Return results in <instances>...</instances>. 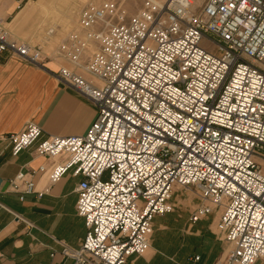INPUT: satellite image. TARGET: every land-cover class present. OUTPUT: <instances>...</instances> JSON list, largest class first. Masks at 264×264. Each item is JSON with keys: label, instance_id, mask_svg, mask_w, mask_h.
<instances>
[{"label": "built area", "instance_id": "obj_1", "mask_svg": "<svg viewBox=\"0 0 264 264\" xmlns=\"http://www.w3.org/2000/svg\"><path fill=\"white\" fill-rule=\"evenodd\" d=\"M196 1L144 0L129 18L121 3L89 2L52 56L0 23V54L68 61L57 78L96 109L84 135H44L28 122L7 136L13 156L35 146L52 161L38 168L50 183L82 177L76 212L86 233L61 250L71 264H135L153 219L173 211L176 187L200 200L190 223L219 210L230 246L219 264L264 262V0ZM19 183L35 192L25 174L10 188Z\"/></svg>", "mask_w": 264, "mask_h": 264}, {"label": "crops", "instance_id": "obj_2", "mask_svg": "<svg viewBox=\"0 0 264 264\" xmlns=\"http://www.w3.org/2000/svg\"><path fill=\"white\" fill-rule=\"evenodd\" d=\"M46 0H29L18 7L14 0H0V23L12 39L26 42L35 36L43 21ZM70 30L53 48H43L52 56ZM53 33L50 31L48 34ZM92 51H88L84 59ZM72 68L61 58H50L34 65L8 53L0 54V264H71L61 254L63 247L77 249L84 239V221L77 215L76 188L81 176L69 171L59 181L50 183L46 174L52 161L38 156L35 146L11 154L7 136L22 130L28 123L38 125L44 135L60 137L84 135L96 117L93 104L61 82L59 68ZM59 162V161H58ZM18 173L31 180L35 192L24 193L10 188ZM37 192L41 196H37ZM175 209L152 222L148 251L135 264H219L230 248L218 237V214L212 211L195 223L189 219L200 204L192 188H175L171 197ZM199 257L198 261H194ZM255 264H264L258 260Z\"/></svg>", "mask_w": 264, "mask_h": 264}, {"label": "rangeland", "instance_id": "obj_3", "mask_svg": "<svg viewBox=\"0 0 264 264\" xmlns=\"http://www.w3.org/2000/svg\"><path fill=\"white\" fill-rule=\"evenodd\" d=\"M103 1H115L121 3L123 9L126 12L127 18L136 14L142 7L144 0H46L44 9L45 17L41 27L35 32V36L30 40L31 44L40 45L43 48H53L58 45L60 40L76 26V21L80 9L87 3H100ZM203 0H197L196 4L200 5ZM49 31L53 33L48 34ZM11 37V36H10ZM12 38V37H11ZM203 46L208 47L206 42H203ZM179 188V187H176ZM173 205V210L175 205ZM219 215V210H214ZM218 237L221 234L217 231Z\"/></svg>", "mask_w": 264, "mask_h": 264}, {"label": "bare ground", "instance_id": "obj_4", "mask_svg": "<svg viewBox=\"0 0 264 264\" xmlns=\"http://www.w3.org/2000/svg\"><path fill=\"white\" fill-rule=\"evenodd\" d=\"M50 32V31H49Z\"/></svg>", "mask_w": 264, "mask_h": 264}]
</instances>
